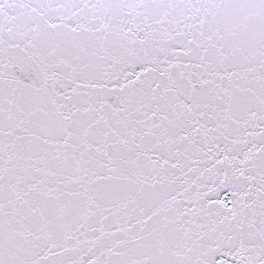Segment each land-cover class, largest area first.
Instances as JSON below:
<instances>
[{"label":"snow or ice","instance_id":"obj_1","mask_svg":"<svg viewBox=\"0 0 264 264\" xmlns=\"http://www.w3.org/2000/svg\"><path fill=\"white\" fill-rule=\"evenodd\" d=\"M0 264H264V0H0Z\"/></svg>","mask_w":264,"mask_h":264}]
</instances>
